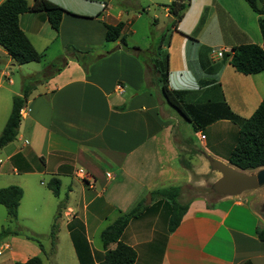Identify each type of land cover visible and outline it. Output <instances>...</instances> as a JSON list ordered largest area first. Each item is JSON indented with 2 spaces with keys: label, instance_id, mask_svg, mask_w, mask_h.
<instances>
[{
  "label": "crops",
  "instance_id": "crops-1",
  "mask_svg": "<svg viewBox=\"0 0 264 264\" xmlns=\"http://www.w3.org/2000/svg\"><path fill=\"white\" fill-rule=\"evenodd\" d=\"M49 1L77 16L63 14L55 31L43 13L20 15L19 28L33 48L44 55L43 59L53 45L57 47V54L60 52L59 56L68 46L81 52L94 49L93 53L99 58L83 69L78 59L68 57L59 72L36 84L24 104L26 115L20 120L16 139L0 150L5 153L14 173L42 175L49 180L55 178L60 184L59 194L62 186L68 197L71 193H78L82 211L86 214L83 227L88 229V218L100 222L104 212H117L119 216L139 202L143 191L159 190L152 183L168 181L175 172L171 167L165 168L163 162L179 158L175 154L182 152L181 149L185 151L182 153L195 160V165L190 166L185 175L186 184L194 178L199 180L196 187H203V176L209 172L208 157L229 164L227 156L232 144L221 149L219 146L223 144L209 145L207 136L203 135L204 139L199 140V144L206 153L200 152L199 155L189 150L191 144L187 145L188 148L177 146L172 133L176 119L165 108L166 102L152 70L154 57L141 59L140 54L146 49L137 46L141 53L136 56L129 54L121 44L124 40L129 47L124 34L134 19L124 23L122 18L127 14L118 9L115 22H109L111 14L100 2H89L98 3L95 4L98 8L92 7L90 12L84 13L67 7V4H74L73 0H70L72 3ZM164 18L171 19L165 7ZM118 22L124 23L119 39L106 42L104 25ZM179 23L172 28L168 40L161 34L157 40L154 39L162 55H166L169 89L189 90L177 87V83L173 87L170 77L173 73H178V77L182 74L188 76L191 70L195 76L189 75L193 91H187L186 103L219 101L215 92L207 95L208 90L217 85L220 100L239 117L249 118L264 102V70L253 75L237 73L229 65V58L224 56L238 46L231 44L222 45L224 49L219 50L223 53L221 57L215 52H195L182 57L180 66L175 65V57H171L172 42L177 35L184 37L186 33L179 30ZM250 37V42L242 44L264 48L260 32H253ZM109 43L111 46H107ZM1 57L5 59V67L13 66L4 50L0 51V62ZM0 77L12 85L7 72H0ZM212 82L213 85L206 88ZM117 86L122 87V93L118 92ZM127 86L135 93L124 97ZM2 88L0 81V91ZM220 123L227 125L228 121H217L205 131ZM183 126L194 134L191 124L184 119ZM200 133H195L198 139ZM16 155L18 157L12 161ZM27 167L31 171H26ZM211 173L213 179H219L217 172ZM153 203L164 206L159 199L155 202L151 199L150 204ZM72 208V205H65L63 209L65 216L72 217L66 223L68 228L78 220V211ZM147 211L148 208L132 219L120 238L136 252L135 264H264V241H260L256 234L257 229H264V217L254 211L244 196H218L211 203L203 197H194L188 201L187 211L173 233L169 234L166 227L164 232L158 231L151 238L145 233ZM67 231L71 236L72 230ZM0 247H4L0 253V264L22 263L43 254L39 248L33 250L25 246L16 236L7 239ZM25 249H29L26 255L22 254ZM101 253L104 255L103 250Z\"/></svg>",
  "mask_w": 264,
  "mask_h": 264
},
{
  "label": "rangeland",
  "instance_id": "rangeland-1",
  "mask_svg": "<svg viewBox=\"0 0 264 264\" xmlns=\"http://www.w3.org/2000/svg\"><path fill=\"white\" fill-rule=\"evenodd\" d=\"M26 1L29 4L32 3V0ZM66 1L72 3L70 0ZM73 2L74 4H67V7L75 11L88 13L91 11L92 7L98 8V5H95L98 3H89V1L85 2V0H73ZM98 2L103 6H107L111 14L108 20L109 22H115L118 9L123 10L125 14H127V16H123L124 18H122L124 23L134 19L132 25L130 27L128 26V30L124 34V39L127 41L130 48L135 44L136 46L134 47L138 46L140 49L147 50L140 54L141 59L148 57L149 60H151L156 53L160 52L158 48L159 44H157L158 42H154L158 39L160 34L166 36L167 40L171 35V19L169 21V19L164 18V7L170 0H99ZM136 15H138V17H136ZM200 21L201 24H198ZM258 22L259 17L249 8L244 0H190L189 6L185 10L184 17L179 23V30L184 31L183 33L186 31L187 34H184L185 38L179 37L178 35L175 37L171 46V57H175V65L180 66L182 57L190 56V54H195V52H215V54H218L220 49H224L222 45H240L250 42L251 34H253V32H260ZM162 28L166 30L162 31ZM133 31L134 33H132ZM192 32L193 34H191ZM153 43L156 45L154 46ZM107 46H111V44L109 43ZM0 51H3L2 48H0ZM76 51L78 53H76ZM76 51L73 53L71 47L66 46L63 55L59 56L60 52L57 54V47L53 45L48 50L43 61L40 63H29L20 68L15 65V67H5V59L1 57L0 72H7L9 74L12 85L7 83L6 78L0 77L3 86L0 91V133L10 114L12 98L15 93L20 94V89L25 77L39 73L37 75L39 80L45 74L44 69L48 65L53 64L54 68L63 67V61L64 59L68 60V57L78 58L79 62L85 66L86 69L91 63L97 61L94 60V49L86 52H81L80 50ZM60 57L61 60L59 59ZM189 71V75L192 78L195 77L192 71ZM177 74L178 73H173L171 75L170 84L172 83V86L175 87L174 83H177V87L181 88L183 86L186 88L182 89L193 91L189 75L182 74V77H178ZM147 77L150 78V76ZM212 85L213 82L207 84L206 88ZM172 90L177 91L180 89ZM213 92H215L217 98L220 100V93L217 85L211 87V89L208 90V94H206L209 96ZM134 93L133 89L127 86L124 97L132 96ZM212 101L217 102L218 100ZM165 108H167L170 114L176 119L172 133L177 146L180 148H188L187 145L191 144L189 150L195 151L199 155L200 152L206 153L205 148L199 144L200 139L197 138V135L185 129L183 126V119L180 117L179 113L172 109L167 103ZM236 109L239 108L237 107ZM231 111L233 112V110ZM237 131L238 129L229 122L227 125L220 123L213 129L201 132L199 136L206 135L209 145L212 143L215 145L221 143L223 146L219 147L224 149L226 145H234ZM215 132H217L218 136ZM223 141L225 143H223ZM181 151L185 152L182 149ZM182 152L179 151L175 154L179 155V158L174 157L170 161L163 162L165 168L171 167L173 171H175L174 175L165 182H160L159 180L154 181L152 183L153 186L159 189L180 187L181 192L178 201L181 204L188 203V201L194 197H203L207 203H211L219 196L212 189V185L218 179H213V173H211L212 171L209 167L208 174L203 176L205 182L202 188L196 187L199 180H195L194 178V180L192 179L190 183L186 184L185 175L188 173L189 167L195 165V160L194 158H190L187 153ZM167 163H169V166ZM12 170V165L5 159V153L0 151V189L16 185L19 186L23 192V196L17 208L15 220H10L5 208L0 205V234L4 230L9 232H21V236L16 237H18L25 246H29L33 250H38L37 245L30 241H26L25 236H39L44 249L43 254L38 256L41 258L42 264H94L95 262L98 264L101 262L103 260V255L101 253L100 233L118 217L117 212H109L107 214L104 212L100 222H93L88 218V229H84L83 223L86 214L82 211V200L78 193H74L73 195L71 193L70 197H68L65 187L62 186L60 188L59 197H54L51 191L45 186L49 181L47 176L37 175L36 177L35 175L16 174ZM262 170H264V167L246 173L258 174ZM63 184H66V182ZM150 194L151 192L143 191L140 194L139 201L142 200L143 205L148 206L145 219L147 222L145 233L151 238L153 235L156 236L158 231L164 232L166 230L168 212L164 207H160L155 203L150 204L151 201L148 203V196H150ZM239 196H244L247 203L251 205L254 211L261 217H264V184L256 190L243 192ZM150 198H153V202L156 201L154 197ZM61 203L64 204V208L59 210L58 206ZM65 205H72V209H74V211L77 209L78 211V220L73 221L69 228L66 226V223L72 220V217L64 215L63 209H65ZM153 215H155V220L153 219ZM55 220L58 228L55 236L54 249H52L49 232ZM68 229L72 230L71 236L68 234ZM11 237H14V235H9L3 242L7 241V239L9 240ZM3 248L0 247V253ZM28 251L29 249H25L22 254L24 253L26 255L29 253ZM0 259L2 260V257ZM6 264H12V262H6Z\"/></svg>",
  "mask_w": 264,
  "mask_h": 264
},
{
  "label": "trees",
  "instance_id": "trees-1",
  "mask_svg": "<svg viewBox=\"0 0 264 264\" xmlns=\"http://www.w3.org/2000/svg\"><path fill=\"white\" fill-rule=\"evenodd\" d=\"M89 2H98L99 0H85ZM249 8L259 17V31L264 44V0H244ZM190 0H170L165 5L167 13L171 17V27L175 28L183 19L186 8ZM26 13H43L51 28L58 30L63 14H72L62 7L49 0H32L29 4L26 0H4L0 3V47L7 53L13 66H20L27 63H40L44 55L38 53L18 25V18ZM105 41L114 42L120 37L124 23L118 22L115 25H104ZM164 38V36H162ZM162 38V39H163ZM123 48L132 55H139L141 52L137 47H127L124 40H121ZM73 53L75 49L71 48ZM160 50V48H159ZM76 53H78L76 51ZM229 58V65L237 72L243 75L258 74L264 70V48L255 44H242L231 49L230 54H225ZM99 57L95 56L94 60ZM61 60V58H59ZM78 59V58H76ZM166 55L161 51L156 53L152 60V70L160 85V92L164 101L187 122L191 124L194 133L204 132L207 127L217 121H228L234 124L238 131L235 137L234 145L229 151L227 162L241 171H252L264 167V102H262L249 118L243 119L235 115L228 105L219 100L217 102L207 100L204 103L189 104L186 103L187 91H176L167 86V65ZM79 62V60H78ZM82 65V64H81ZM63 66V65H62ZM83 69H86L83 66ZM62 67L54 68L53 64L44 69V75L38 80L34 74L23 79L20 95L12 98V107L6 123L0 133V150L7 144L16 139L21 117L20 110L24 107L29 95L35 89L36 84L45 81ZM18 155L12 158L14 161ZM26 171H31L27 167ZM59 181L51 178L46 187L54 197L59 196ZM180 187L162 188L151 192L150 197L164 202V208L167 210V232L173 233L179 226L182 217L187 211L188 203L181 204L178 201L180 196ZM23 196L22 189L19 186L12 185L0 189V205H2L10 220H15L17 208ZM153 200V198H151ZM59 210L64 208V204L58 206ZM148 208L143 205V201L137 202L128 212L120 214L110 225L101 233L100 240L104 252L103 260L98 264H135L136 252L134 249L121 242L120 238L132 219L139 217L144 210ZM56 220L52 223L49 238L51 248L54 249L55 236L57 233ZM21 232H9L4 230L0 234V245L9 235L21 236ZM257 237L264 241V229H257ZM25 240L37 245L43 253L44 249L37 235H27ZM112 247V248H111ZM14 264H42L38 256H34L25 262H16Z\"/></svg>",
  "mask_w": 264,
  "mask_h": 264
},
{
  "label": "water",
  "instance_id": "water-1",
  "mask_svg": "<svg viewBox=\"0 0 264 264\" xmlns=\"http://www.w3.org/2000/svg\"><path fill=\"white\" fill-rule=\"evenodd\" d=\"M209 167L217 172L220 178L212 185L213 191L219 196L237 197L246 191H253L264 184V170L258 174H247L230 164L207 158ZM151 201L148 196V203ZM147 203V204H148Z\"/></svg>",
  "mask_w": 264,
  "mask_h": 264
},
{
  "label": "built area",
  "instance_id": "built-area-1",
  "mask_svg": "<svg viewBox=\"0 0 264 264\" xmlns=\"http://www.w3.org/2000/svg\"><path fill=\"white\" fill-rule=\"evenodd\" d=\"M222 52H218V56H222ZM117 90H118V92L119 93H122L123 92V90H122V87L121 86H117ZM19 115H20V117L22 118V117H24L25 115H26V110H25V108H22L21 110H20V112H19ZM200 140H203L204 139V136L203 135H201L200 137ZM82 178H84V176H81ZM106 177H110V175L109 174H106Z\"/></svg>",
  "mask_w": 264,
  "mask_h": 264
}]
</instances>
